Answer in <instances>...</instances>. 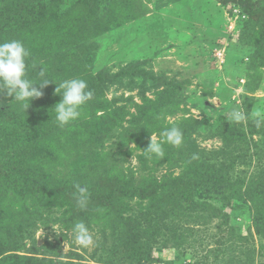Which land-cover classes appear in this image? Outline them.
Returning <instances> with one entry per match:
<instances>
[{"label": "rangeland", "instance_id": "rangeland-1", "mask_svg": "<svg viewBox=\"0 0 264 264\" xmlns=\"http://www.w3.org/2000/svg\"><path fill=\"white\" fill-rule=\"evenodd\" d=\"M60 2L63 13H82L88 25H98L99 34L87 36L93 45L87 65L54 62L45 69L46 79L95 83L101 89L100 104L97 117L84 119L82 110L77 120L60 127L41 114L46 105L54 110L61 100L57 85L37 84L43 94L30 102L37 110L27 116L19 112L18 122L30 131L31 149L18 171L51 179L23 188L15 183L14 171L5 181L0 176V242L13 250L8 253L30 258L25 264H136L129 252L135 241H125L131 232L125 233L126 224L133 229L134 222L125 221V228L122 223L126 217H142V202L128 199L126 193L133 190L116 185L114 177L125 176L138 185L152 171L157 178L171 174L181 182L175 189L178 198L190 194L204 200L197 183L219 191L222 185L225 193L211 201L221 211L219 219L185 223L193 229L181 249L158 239L150 263L145 245L140 264H264V238L256 233L247 205L240 203L245 184L264 168V123L257 127L250 116L256 110L264 113L263 23L249 19L239 6L217 0ZM27 77L41 82L39 73ZM104 109L111 114L103 117ZM234 109L246 119L231 121ZM7 122L0 120V140L11 144L13 125ZM36 126L43 129L39 135ZM172 127L183 133L180 146L161 136ZM151 137L162 143L163 157L145 151ZM88 149V155L100 154L95 161L102 179L88 190L107 203L104 207L83 194L86 202L75 218L64 212L66 199H56L54 186L74 166L81 169L83 150ZM1 151L0 166L6 158V149ZM81 222L93 238L88 247L76 242L74 228ZM147 234L141 229L136 240L141 249Z\"/></svg>", "mask_w": 264, "mask_h": 264}, {"label": "trees", "instance_id": "trees-1", "mask_svg": "<svg viewBox=\"0 0 264 264\" xmlns=\"http://www.w3.org/2000/svg\"><path fill=\"white\" fill-rule=\"evenodd\" d=\"M217 1L224 5L233 3L239 6L242 13L249 19L262 22L264 38V3L258 5L256 1L252 0ZM62 6L63 3L60 0H0V43L19 40L24 44L30 52V56L26 61L27 74L29 75H37L41 69L45 70L49 65H53L54 62L68 65V62H74L79 66L82 65L80 64L82 61L83 65H87L89 62L88 57L93 45L87 43V36L93 37L98 35V25H88L84 21L85 15L82 13L74 12L71 14L65 12V10L63 13ZM90 85L88 89L93 92V95L82 109L85 111L83 114L84 119H90L93 116L97 117L96 112L100 104L98 101L100 97L98 91L101 92V89L97 88L98 85L95 83H90ZM13 99L14 97H8L6 94L0 93V120L9 121V123L7 122L8 127L13 125L9 127L10 132L13 133L10 138L11 144L8 143L9 140H0V151L3 148L6 149L4 152L6 158L0 166V170H2L0 176L3 175L1 181H5L14 171L13 176L18 186L32 188L39 186V184L41 185V181L44 184V182L51 179L46 174H40L41 177H34L32 171H18L19 165L25 163L24 158H26V153H29L31 149L29 147L31 143L30 131L28 127L26 129L18 122V119H22V115L19 112L27 116L33 110L36 111L37 107L30 104L29 108L24 111L19 104L12 101ZM53 100H56V98H53ZM104 110H106V114L103 117L111 114L109 113L111 110ZM41 114L48 119L56 120L54 110L48 105H46L45 111ZM54 127L59 131L58 127L55 125ZM35 129L38 135L43 131V129H39L37 126ZM17 132L18 136L16 135ZM90 151L89 149L87 151L83 150L84 159H82L83 164L81 165V169L78 166L71 168V174L79 173V176L70 178L71 174H68L69 176L65 180L54 186L56 199H66L64 200L66 202L63 203V206H65L64 212L75 216V218H80V211L82 210L78 203L81 193L76 185L84 188L86 190L84 194H90L93 202L97 204L102 203L104 207H106L107 203L101 196L95 195L99 193H95L94 196L93 192L88 190L90 187H93L92 185L98 186L102 183L100 182L102 179L97 174L98 166L95 161V159H100V154L98 153L93 157L90 154L88 155ZM85 159H87L86 162L91 161L90 164L87 165L84 162ZM258 170L250 181L245 184L246 194L244 197L241 194L240 203L241 205H247L256 233L264 238V168H258ZM154 175V172H148L142 177L138 185H134L133 180L125 176L114 177L116 185L133 190L130 195L125 192V196L128 199L136 197L142 202L140 210L142 217L137 216L133 219L126 217L125 220L123 218L124 221L122 223L125 228V221L134 222L132 225L133 229L126 224L125 233L128 234L129 230H131L129 238L127 237L125 240L128 241L127 243H131L129 242L130 240L135 241L133 245L137 246L139 241L136 240H139L141 229L148 232L142 249L139 246H135L133 250L132 247L129 250L130 254L136 257L138 264L141 263V257L144 256L145 245L147 250L145 261L146 263H150L154 261L151 253L153 246L160 244L158 239L162 240L163 243L169 241L173 247L181 249L186 241L185 236L190 232L192 233L191 230L193 229V226L185 225V223L204 224L213 217L219 219L221 211L211 201L218 200V196L225 193L222 185L220 186V190H222L219 191L218 188L214 190L202 188L197 183L196 192L204 200H197L190 194H185L178 198L175 189L179 188L182 184L177 178L171 174L162 176L161 178H157ZM82 177L83 179H81ZM244 182L245 178L242 179L241 183ZM221 223L225 224L227 221L222 220ZM218 226L221 227V224H218ZM117 229L118 226H116ZM10 251L13 250L6 248L3 242H0V264L11 258H15V260L10 261L8 264H25L30 259L16 253H8ZM58 264H63V262Z\"/></svg>", "mask_w": 264, "mask_h": 264}, {"label": "clouds", "instance_id": "clouds-1", "mask_svg": "<svg viewBox=\"0 0 264 264\" xmlns=\"http://www.w3.org/2000/svg\"><path fill=\"white\" fill-rule=\"evenodd\" d=\"M30 56L29 50L19 40H12L0 43V93L6 94L8 97H14L20 107L26 111L30 102L34 98L42 96L40 88L47 86L51 82L46 79V70L41 69L39 76L41 82L36 83L27 77V58ZM55 89V93L61 96V100L54 106L55 119L60 127L71 124L81 116V111L87 102L91 99L93 92L88 89L86 81L83 79H66L61 81ZM255 120L257 127L264 123V113L259 110L250 114ZM229 119L233 122H241L246 119L245 114L239 110H232ZM166 138V142L174 146H180L183 140V133L178 127L166 129L161 133ZM147 153H151L157 157H163L164 151L160 141L154 140L152 137L148 147L145 149ZM81 198L79 204L81 207L86 202L84 197L85 189L76 185ZM74 231L76 232V242L84 247L93 244V238L84 223H77Z\"/></svg>", "mask_w": 264, "mask_h": 264}, {"label": "built area", "instance_id": "built-area-1", "mask_svg": "<svg viewBox=\"0 0 264 264\" xmlns=\"http://www.w3.org/2000/svg\"><path fill=\"white\" fill-rule=\"evenodd\" d=\"M231 4H233V3H231Z\"/></svg>", "mask_w": 264, "mask_h": 264}]
</instances>
